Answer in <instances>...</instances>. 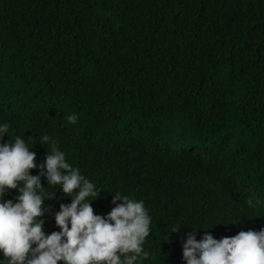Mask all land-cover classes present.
<instances>
[{
	"label": "trees",
	"instance_id": "trees-1",
	"mask_svg": "<svg viewBox=\"0 0 264 264\" xmlns=\"http://www.w3.org/2000/svg\"><path fill=\"white\" fill-rule=\"evenodd\" d=\"M5 122V143L57 141L103 191L96 214L116 193L144 201L152 232L139 264H185L195 229L198 241L264 229V203L248 204L264 201V0H0ZM47 147L31 149L37 165ZM46 191L51 234L72 201Z\"/></svg>",
	"mask_w": 264,
	"mask_h": 264
},
{
	"label": "clouds",
	"instance_id": "clouds-1",
	"mask_svg": "<svg viewBox=\"0 0 264 264\" xmlns=\"http://www.w3.org/2000/svg\"><path fill=\"white\" fill-rule=\"evenodd\" d=\"M66 119L73 125L78 122L76 114ZM9 133L10 125L0 123V253L4 256L0 264H139L149 259L144 245L152 232V217L143 200L116 193L113 209L106 216L96 214L92 202L103 191L68 162L55 139L43 135L30 147L19 135L5 143ZM36 143L50 145L39 165L31 151ZM37 167L39 175H33L31 170ZM45 177L47 188L42 184ZM58 186L72 202L61 204L55 213L61 230L47 234L42 217L49 209L44 202L53 199L55 192L46 189ZM13 189L20 195L5 201ZM260 203L264 201L248 200L252 207ZM183 227L173 225L166 240ZM199 231L189 233L183 243L185 264H264V229L221 239L205 234L198 241Z\"/></svg>",
	"mask_w": 264,
	"mask_h": 264
}]
</instances>
